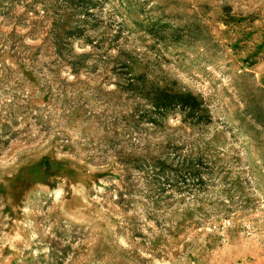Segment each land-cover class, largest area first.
<instances>
[{
	"label": "rangeland",
	"instance_id": "obj_1",
	"mask_svg": "<svg viewBox=\"0 0 264 264\" xmlns=\"http://www.w3.org/2000/svg\"><path fill=\"white\" fill-rule=\"evenodd\" d=\"M0 264H264V0H0Z\"/></svg>",
	"mask_w": 264,
	"mask_h": 264
},
{
	"label": "trees",
	"instance_id": "obj_2",
	"mask_svg": "<svg viewBox=\"0 0 264 264\" xmlns=\"http://www.w3.org/2000/svg\"><path fill=\"white\" fill-rule=\"evenodd\" d=\"M143 98L147 100L153 109L148 112V114H153L155 119L173 110H180L185 115V118L189 119L191 122H201L207 117V110L203 106L202 100L190 93L171 92L152 85L144 91ZM150 167L159 175L168 177L170 174L172 179H177L180 175L183 183H185L187 179H195L198 177L192 165L176 167L174 170L170 171L172 165L170 166L165 162L157 161ZM196 180L199 181L200 178Z\"/></svg>",
	"mask_w": 264,
	"mask_h": 264
}]
</instances>
